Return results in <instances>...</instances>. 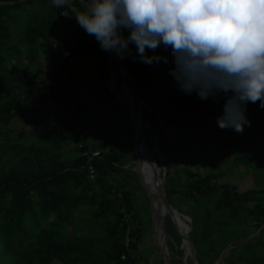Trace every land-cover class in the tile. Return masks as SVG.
Segmentation results:
<instances>
[{
  "label": "trees",
  "instance_id": "1",
  "mask_svg": "<svg viewBox=\"0 0 264 264\" xmlns=\"http://www.w3.org/2000/svg\"><path fill=\"white\" fill-rule=\"evenodd\" d=\"M64 9L70 11L68 22H73L86 6L81 0H65L60 7L52 0H0V264H148L136 254L143 231L142 216L135 205L134 187L126 180L136 179L137 172L124 167L132 158H126L120 144L106 145L105 140H97L101 156L93 159L96 175L90 177L88 160L76 143L77 127L83 124L88 105L71 99L61 72L50 70L45 83L49 89L46 97L55 98L60 109L35 113L29 131L9 125L14 118L43 106H30L38 84V73H33L31 66L39 53H44L52 68L60 63L54 31L56 16ZM156 51L168 56V63L161 60L144 64L134 46L120 57L133 75L141 98L150 106L151 102L157 105L153 107L155 113L148 110L145 114L154 129L159 124L158 115L161 128L196 124L200 98L195 93L185 94L174 83L167 96L174 103L166 115L154 98L159 87L151 67H172L168 50L159 47ZM109 72L107 63L99 86L112 96L107 85ZM222 104L221 98L216 109ZM93 134L85 138L88 147V140L96 138ZM253 158L263 166L260 173L264 177V150ZM241 160L247 161L245 157ZM119 173L122 179H118ZM186 173L184 181L176 182L167 162L166 194L180 212L182 208L176 201L172 204L171 196L194 202L192 211L184 213L192 219L189 235L200 264H213L234 238L247 239L257 229L256 237L229 252L240 249L236 256L244 264H264V253H259V242L264 241V178L258 187L239 191L218 181L222 171L187 169ZM166 231L170 240L181 241L170 217L166 219Z\"/></svg>",
  "mask_w": 264,
  "mask_h": 264
},
{
  "label": "rangeland",
  "instance_id": "2",
  "mask_svg": "<svg viewBox=\"0 0 264 264\" xmlns=\"http://www.w3.org/2000/svg\"><path fill=\"white\" fill-rule=\"evenodd\" d=\"M65 23L64 27L67 30L65 38L72 52L71 57L65 64V71L77 79L68 84V91L74 95V101L84 102L88 105V110L83 115L82 126L93 123L96 128L94 132L96 138H90L88 145L92 149L100 150L96 146L97 140L99 141L100 139L105 140L106 145L120 144L125 151L126 158H132L124 167H130L132 170L139 172L140 170L137 167L139 159L135 162L133 152L131 114L129 110L130 106L133 109L135 108L133 94L122 81L119 83L114 68V60H112V67L115 72V79L114 81L112 80L114 76L110 79L111 69L107 79L109 92L113 97L99 86L100 76L105 72L106 64L108 63L109 66L108 51L103 53L95 38L86 34L78 25L77 20L73 22H68L67 20ZM31 69L33 73H38L35 77V81L38 84L36 86L37 94L29 100L32 102L30 106L32 104L43 106L39 110H30L26 114L14 118L9 123L12 128L24 129L26 131L30 130V123L35 113H53L57 108L58 110L60 109V105L55 98L46 97L49 92L48 87L45 85L47 83V74L50 70H55V67L52 68L47 62L44 53H39L37 58L32 62ZM151 73L154 75V81L160 88V90L159 88L155 89L154 98L161 104L162 112L166 115L170 112L171 106L174 103L172 99L167 98L169 94L168 90H172V86L175 83L174 78L163 64H154L151 67ZM121 77L124 79L123 76ZM124 80H127V76ZM114 82L117 83L115 87H113ZM220 99L217 98L215 101L212 98L206 100L199 99V112L196 116V124L191 126L186 124L165 125L160 128V133L158 132L159 134L156 137V129L153 128L151 120L145 113L148 110L155 113L154 108H157V105L155 102H151L150 106L146 102L143 106V119L139 115L140 132H144V143L150 152L153 151L155 143H157L161 151L162 158L159 161L162 164V178L166 176L168 162L171 165L172 175H174L176 182L184 181L187 169L198 170L201 173L222 171L223 173L218 181L234 185L239 191L256 188L263 181L264 177L260 173V169L263 166H258L253 157L258 151L264 150V108L258 106V101L255 104L248 103L246 115L250 124L244 127L243 132L237 133L231 129L222 130L217 126L215 119L221 112V109H216L215 106ZM115 100L120 105H117ZM130 144L133 153L130 150ZM154 156L157 159V155L154 154ZM243 157L247 159L246 163L241 160ZM138 172L136 179L126 180L128 185L134 187L135 205L140 209L142 216L143 231L136 254L140 255L143 261L148 264H165L163 256L156 245V236L152 226V197L142 173L139 172V177ZM122 176V173L117 174L118 179H122ZM171 198L173 199H171L172 204L176 201L179 207L182 208L183 212L181 213L185 215L183 219L187 221L190 228L188 229L187 226L185 227L177 222L178 226L182 232L188 231L189 235L192 230L190 225L192 219L184 211H192L194 202L185 198H179L178 195H173ZM170 219L175 226L171 217ZM258 232L259 229L255 230L247 239H253L258 235ZM189 238L192 239L190 235ZM247 239L245 237L240 239L234 238L220 253V261L217 262L216 260L213 264H221L222 261L224 264H244V260L236 256L240 252V249H237L235 253L229 252V250L239 246ZM166 243L172 264H183L182 259L184 255L187 256L188 264H195L191 258V248H189L185 241L181 243L170 240L167 234ZM259 244L261 245L259 253L263 254L264 241L259 242Z\"/></svg>",
  "mask_w": 264,
  "mask_h": 264
},
{
  "label": "clouds",
  "instance_id": "3",
  "mask_svg": "<svg viewBox=\"0 0 264 264\" xmlns=\"http://www.w3.org/2000/svg\"><path fill=\"white\" fill-rule=\"evenodd\" d=\"M75 17L121 58L134 46L140 62L168 63L156 51L168 50L179 91L223 99L215 118L222 130L243 132L248 103L264 108V0H86Z\"/></svg>",
  "mask_w": 264,
  "mask_h": 264
},
{
  "label": "water",
  "instance_id": "4",
  "mask_svg": "<svg viewBox=\"0 0 264 264\" xmlns=\"http://www.w3.org/2000/svg\"><path fill=\"white\" fill-rule=\"evenodd\" d=\"M81 2L86 6V1L85 0H81ZM108 53H109V67L111 69L110 79H112V77L115 74V72L113 71V67H112V62H113L112 60H114V62L116 64L121 65L127 72V80H124V79H122L117 66L114 65V68H115V71H116V74H117V79H118L119 83H121V81H122L124 85L128 86L129 88H131V91L133 93L134 102H135V108L131 109L128 105L127 106L129 107L130 114H131L130 120H131V131H132V139H133V152H134L135 162H136L139 159V141H138V138H137V136L135 134V131H134L135 117H136L137 113H139L138 115H140V117L143 119V104H146V101L144 99H142L140 94L138 93L137 88H136L135 79H134L133 75L131 74V72L129 71L128 66L121 60V58L119 56H117L115 54V52L108 51ZM114 79H115V77H114ZM113 94L115 95L114 92H113ZM115 97H116V95H115ZM119 102H121V101H119ZM158 117H159V124H158L157 129H156L155 137L158 135V132H159L161 126H162V120H161L159 115H158ZM143 134H144V132H141L140 141L144 140ZM138 176L140 177V173L139 172H138ZM165 183H166V176H164L163 178L161 177L160 178V183H159L160 185H158V186H159L161 192L163 193V195L165 197V206L167 207V209L173 210L177 214V216L173 215V214H170L169 217H171L172 220L174 221L175 227H176V229L178 231V234H179V237H180V240H181L180 242L183 243V241H185L187 243V245L191 248V251H192L191 258L193 260V263L200 264V259H199V256L197 254V251L195 249L193 239L189 238L188 231H186L184 233V232H182L180 230V227L178 226V223H181L183 226H185V227L187 226L188 229L190 228L188 223H187V221L183 219L185 217V215L183 213H181L179 210H177L176 208H174L169 203L168 198H167V194H166V190H165ZM151 216H152V206H151ZM152 226L154 228V232H155V236H156V238H155L156 245H157L160 253L163 256L165 264H172V260H171L168 248H166L165 245L162 246L159 243V241H158L157 231H156V229L154 227L153 221H152ZM165 232H166V235H167V231L166 230H165ZM182 260H183V264H188V260H187V256L186 255L183 256ZM219 261H220V257L217 259V262H219Z\"/></svg>",
  "mask_w": 264,
  "mask_h": 264
},
{
  "label": "bare ground",
  "instance_id": "5",
  "mask_svg": "<svg viewBox=\"0 0 264 264\" xmlns=\"http://www.w3.org/2000/svg\"><path fill=\"white\" fill-rule=\"evenodd\" d=\"M114 65L117 66L121 76H123L125 79L127 76L126 70L121 65H118L115 62H114ZM129 90L131 91V88H129ZM131 93H132V91H131ZM144 105L145 104H143V106ZM130 108H131V106H130ZM131 109H133V108H131ZM138 114L139 113H137V115L135 117V125H134V131H135V134L138 138L139 147H140L139 160L137 163V167H138V170H140L139 172L142 173V175H143V177H144V179L148 185L151 197H152V201H153V224H154V227L157 231L158 241L162 246L165 245L167 248V243H166L167 235L165 232V230H166L165 229L166 228L165 227V221H166L167 217H169L170 214H173L176 216H177V214L173 210L167 209V207L165 206V197H164L163 193L161 192V190L158 186V185H160L159 183H160V178H161V173H162L161 172L162 164L159 161L162 158L161 151H160L157 143L154 142L155 145L153 147V151L150 152V150L145 145L144 140L140 141L141 132H140V127H139V115ZM154 154L157 155V159L155 158Z\"/></svg>",
  "mask_w": 264,
  "mask_h": 264
},
{
  "label": "built area",
  "instance_id": "6",
  "mask_svg": "<svg viewBox=\"0 0 264 264\" xmlns=\"http://www.w3.org/2000/svg\"><path fill=\"white\" fill-rule=\"evenodd\" d=\"M70 16V11L67 9H64L61 11L60 14L56 16V25H55V31H54V40H55V46L59 50L58 54V60H60V63L55 66V72H62L61 77L62 80L69 84L77 79L74 76L69 75L65 71V64L67 60L71 57V49L67 45L66 38L63 31V24L67 21V18ZM75 105H73L74 107ZM78 136L76 138L77 147L80 150L81 154L85 156L88 160V171L90 174V177L93 178L96 175V169L93 164V159L100 157L101 153L97 149H92L85 144V138L91 136L95 131L96 128L94 126H78ZM129 229L127 231L126 236V244L129 243V236H128ZM133 264H140L138 262H134Z\"/></svg>",
  "mask_w": 264,
  "mask_h": 264
},
{
  "label": "crops",
  "instance_id": "7",
  "mask_svg": "<svg viewBox=\"0 0 264 264\" xmlns=\"http://www.w3.org/2000/svg\"><path fill=\"white\" fill-rule=\"evenodd\" d=\"M70 94L73 96V97L71 96V99L74 101V99H75L74 95L72 93H70ZM75 102H76V100H75Z\"/></svg>",
  "mask_w": 264,
  "mask_h": 264
}]
</instances>
